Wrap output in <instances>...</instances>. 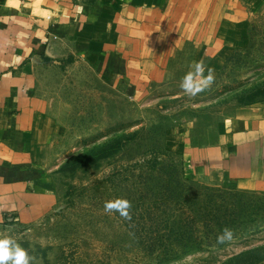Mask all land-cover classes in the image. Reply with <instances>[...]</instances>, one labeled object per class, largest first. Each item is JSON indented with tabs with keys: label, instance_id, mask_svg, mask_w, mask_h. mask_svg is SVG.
Instances as JSON below:
<instances>
[{
	"label": "rangeland",
	"instance_id": "1",
	"mask_svg": "<svg viewBox=\"0 0 264 264\" xmlns=\"http://www.w3.org/2000/svg\"><path fill=\"white\" fill-rule=\"evenodd\" d=\"M225 25L223 41L242 43L223 62L197 74L199 47L187 45L131 93L73 56L37 69L58 124L47 160L59 199L29 227L30 264H264V190L193 178L173 146L188 134L213 147L235 109L259 103L244 101L264 86V0H227ZM189 72L194 95L181 87ZM117 199L130 218L105 211Z\"/></svg>",
	"mask_w": 264,
	"mask_h": 264
},
{
	"label": "crops",
	"instance_id": "2",
	"mask_svg": "<svg viewBox=\"0 0 264 264\" xmlns=\"http://www.w3.org/2000/svg\"><path fill=\"white\" fill-rule=\"evenodd\" d=\"M226 2L0 0V238L28 252L29 227L59 199L47 160L58 124L37 69L73 56L121 93L133 92L138 80L147 86L148 68L187 45L199 47L205 69L225 60L226 45L242 43L220 36ZM175 137H182L173 146L191 177L264 190V101L235 109L213 147L191 146L188 134Z\"/></svg>",
	"mask_w": 264,
	"mask_h": 264
},
{
	"label": "clouds",
	"instance_id": "3",
	"mask_svg": "<svg viewBox=\"0 0 264 264\" xmlns=\"http://www.w3.org/2000/svg\"><path fill=\"white\" fill-rule=\"evenodd\" d=\"M196 73L199 74L203 71L202 62L196 64ZM213 77L208 75L203 81L204 85L211 83ZM193 73L189 72L183 78L181 87L190 94H195L201 91V87L193 86ZM105 211L112 212L113 210L119 211L120 215L130 218L128 209L130 208V202L125 199H117L115 201H107L105 203ZM232 232L230 229L225 228L223 234L218 239L223 242L225 239H231ZM32 257L29 256L27 251L23 249L18 243L15 242L11 237L5 236L0 238V264H30Z\"/></svg>",
	"mask_w": 264,
	"mask_h": 264
},
{
	"label": "trees",
	"instance_id": "4",
	"mask_svg": "<svg viewBox=\"0 0 264 264\" xmlns=\"http://www.w3.org/2000/svg\"><path fill=\"white\" fill-rule=\"evenodd\" d=\"M247 99L244 101L245 105H248V104H253V103H256V102H260V101H264V86L262 87H259L258 89H256L255 91H253L251 93V95H248L246 97ZM258 98V99H256Z\"/></svg>",
	"mask_w": 264,
	"mask_h": 264
}]
</instances>
